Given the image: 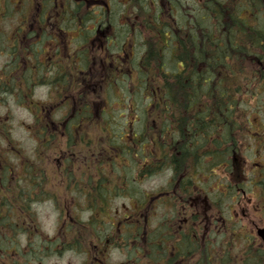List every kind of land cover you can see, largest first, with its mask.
Listing matches in <instances>:
<instances>
[{"label": "trees", "instance_id": "trees-1", "mask_svg": "<svg viewBox=\"0 0 264 264\" xmlns=\"http://www.w3.org/2000/svg\"><path fill=\"white\" fill-rule=\"evenodd\" d=\"M16 1L19 0H0V18L6 16L3 10L12 9ZM74 1L67 0L69 4ZM129 1L124 10L129 21L128 29L120 36L112 27V34L114 30L115 38H122L123 48L133 42L136 35L137 51L141 52L139 56L125 59L128 65L123 70L106 68L110 78L103 83L130 79V90L141 84L150 100L140 114L141 122L139 124L132 106L126 108L122 102L111 105L110 99L104 102L106 110L92 115L94 112L87 111V105L93 96L82 88L74 101L63 103L56 109L61 113V117L54 120L56 126L35 118L37 124L29 136L33 139L44 137V140H37L32 157H24L21 151H16L13 155L15 162H12L13 153L8 147L1 146L3 142L13 144L9 140L8 122L0 119V264H33L34 259L39 260L40 252L33 244L35 235L31 230V224H35L32 209L35 205L53 203L63 213V204L74 192L72 222L67 229L83 239L87 234L89 238L98 237L100 240L101 236L92 225L95 221L107 222L104 229H113L108 220L116 200L134 201L141 208L145 195L143 181L163 173L164 169L169 172L172 169L176 173L174 179L177 174L189 179L201 167L198 157L203 156L204 143L208 139L213 141L211 150L217 151L218 139L225 140L224 146H228L230 139L233 143L241 135L243 150L248 157L250 152L264 153V0H194L198 13L191 24L186 22L188 24L183 26L175 20L172 6L160 7L156 0ZM72 17L77 22L74 27L78 28L83 20ZM105 22L112 24L115 19L108 13L101 24L105 26ZM13 34L17 31L10 33L11 47L7 39L2 41L6 47L0 45L1 52H10V61L0 70V106L12 97L17 105L28 111L41 112L39 109L44 104L37 106L35 90L42 85L69 93V87L74 88L76 84L74 64L68 60L61 64L59 56L41 62L38 58L42 55L36 53L34 42H16ZM2 36L5 38L7 34L0 33ZM89 40V37L88 40L82 37L84 46L75 54L86 53ZM125 51L128 54V49ZM73 56H70L71 60ZM87 58L89 66L92 57ZM83 63L86 67L84 57ZM117 76H120L119 80ZM114 95L121 96L118 88ZM94 98L98 99V92ZM253 110L263 117L259 116L258 121L252 123L250 114ZM117 111H122L118 118L114 114ZM84 114L91 119L83 120ZM93 120L98 122L96 126L92 125ZM90 129L91 132L96 129L95 133L100 137L96 138L98 142L94 135L87 136ZM118 131H121L120 136ZM165 131H175L182 136L172 134L169 137ZM43 132L51 133L48 136ZM80 133L84 134L81 148L100 149L109 145L111 150L97 153V161L89 158L82 162L80 169L70 161L65 164L64 160L56 162L67 140L72 146ZM161 134L163 139H180L185 143L179 145L178 152L172 153L165 144L157 145L156 140ZM141 135L155 142V152H141L140 144L144 140ZM258 136L262 139V146L255 148L252 142L260 140ZM189 141L194 143L187 150ZM87 155L91 157V154ZM144 157L148 161L145 167L142 163ZM191 159L196 161L195 167L189 164ZM83 214L87 217L85 220L81 218ZM139 230L133 229L132 233L137 235ZM23 236L24 242L35 248L31 252L21 251ZM52 249L50 245L51 252ZM83 250H86L85 246ZM128 253L133 264H166V259L167 264H177L175 258H167L165 253L157 256L153 246L146 263L141 261L140 249L132 248ZM250 254V249L244 248L241 264H252ZM218 262L210 259V264ZM204 263L202 257L199 264Z\"/></svg>", "mask_w": 264, "mask_h": 264}, {"label": "flooded vegetation", "instance_id": "flooded-vegetation-1", "mask_svg": "<svg viewBox=\"0 0 264 264\" xmlns=\"http://www.w3.org/2000/svg\"><path fill=\"white\" fill-rule=\"evenodd\" d=\"M124 1L127 3L129 0ZM12 10V15L18 22L14 29L17 31V34H13L14 41L18 42L19 37H23L33 41L35 46L40 44L41 49L39 51L36 47V53H41V62H45V59L47 62L55 60L57 56L60 57L61 64L66 60L73 62L76 84L74 88L69 87V93L65 91V104L75 100L76 92L72 93L73 90L86 88L93 96L89 107L96 116V109L104 106V102L108 101L106 99H115L114 92L117 88L122 92L121 96L126 90L130 92V79L120 83H117L116 79L108 84L103 83L107 77L110 78L109 72L105 71L106 68L113 70L117 67L123 70L128 65L127 60L130 56L136 57V49L132 47L134 40L127 43L126 47H120L118 53H122V56L112 50V39L116 40L114 30L112 34L114 23L105 22V26L101 24L108 13L111 17L110 0H76L71 4L67 0H19L13 4ZM72 16L83 20L80 26L77 25L78 28L74 27L77 22L72 20ZM126 20L129 23L127 18ZM82 37H87V40L90 38L88 45L91 53L86 50V53L82 54L81 51L77 55L75 52H78V48L84 46L81 42ZM72 42L75 43L76 49L70 51ZM121 43L124 44L123 41ZM50 44L53 49H50ZM125 49H128V54ZM73 54L71 60L70 56ZM83 55L92 57L89 66V61L87 62L88 69L82 64ZM109 59L112 61L108 62ZM41 62L38 61L39 64H45ZM135 72H139L137 68ZM119 78L120 76H117V80ZM42 88H49L48 95L51 94L50 86L39 85L38 89ZM97 92L98 99L94 98ZM146 98L149 99L148 94ZM147 102L150 103V100ZM84 115L83 120L91 119ZM260 116L263 117V114ZM120 133L121 131H118L119 136ZM165 134H169V137L172 134L182 136L175 131H165ZM78 136L84 134L80 133ZM124 136L128 140L129 137ZM140 137L144 139L140 144L141 152H155V142L143 135ZM96 138H100L98 133L94 135L95 141L98 142L99 139ZM81 140L75 141L77 149L73 145L70 146L69 142L64 145V149L61 150L64 164L70 161L80 169L84 160L80 159L78 154H91L90 159L97 161L99 159L97 153L111 150L109 145L100 149L96 145V149L85 150L80 144L83 143L84 137ZM261 140L252 142L255 143V148L262 146ZM156 142L158 146H160L158 143L168 146L172 153L178 152L179 145L185 143L180 139L172 141L166 137L163 139L162 134L158 136ZM212 142V139L205 141L203 156L198 157L201 159V167L197 168L189 179L181 174H177L174 179L176 173L172 169L170 172L169 169H164L158 176L167 174L165 187L153 193L145 192L144 201L139 209L140 225L135 227L141 229L139 246L142 247L144 256H147V253L149 255L147 249L152 245L157 256L165 253L167 258H175L177 264H199L202 257L207 264H210V259L219 261L218 264H222L221 261L223 264H241L243 249L246 247L250 249L252 264H264V153L250 152L249 158L243 155L241 135H238L233 143L230 139L228 146H224L225 140L218 139L220 145L217 151L211 150ZM193 143L192 141L187 143V150ZM68 147L73 148L69 150ZM262 149L264 151V146ZM142 163L144 167L147 166L146 157ZM63 216L68 218L69 223L72 222L70 220L72 212L63 211ZM63 230L64 238L67 239L71 229H61ZM261 230L263 231L259 232ZM152 236L154 241L151 240ZM106 237L105 232L101 238ZM102 243L107 245L108 241ZM94 255L92 261L94 264H106V250Z\"/></svg>", "mask_w": 264, "mask_h": 264}, {"label": "rangeland", "instance_id": "rangeland-1", "mask_svg": "<svg viewBox=\"0 0 264 264\" xmlns=\"http://www.w3.org/2000/svg\"><path fill=\"white\" fill-rule=\"evenodd\" d=\"M147 2V0H146ZM31 3V2H28ZM27 3V4H28ZM16 4V2H14ZM25 8H27V5ZM128 2L126 3L124 0H110V7H111V15L115 19L114 22V28L117 30V32L120 33V36L124 31L128 29L127 27V20L124 16V10L127 7ZM174 5V12L176 13V19L180 22L181 25H184L186 22H192V18L196 16L197 7L195 5L194 0H172V6ZM0 6H2L0 4ZM13 6V5H12ZM6 14L5 17L0 18V33L1 34H7V37L3 38L0 37V45L3 47H6V44H3L2 41H5V39L9 40L8 45H10V39L11 35L10 33L14 31V29L17 27L18 22L17 19L14 18V15H12V9L9 8V10H3ZM26 11V9H25ZM121 37H117V39L113 40V46L112 50L116 52V54H119L122 56V53H118L120 47L123 45L121 43ZM19 41L24 44H28L30 40L23 39V37H19ZM42 43V42H40ZM49 43H45V45H48ZM8 46V47H9ZM75 43L72 42L69 50H75L76 46ZM37 49L40 51L41 46L40 44L36 45ZM132 47L136 49L135 55L138 56L141 51H137L139 49L138 45V37L136 35L134 36V44H132ZM54 47L50 44V49H53ZM65 49V48H64ZM88 53H91L90 49H87ZM10 52L6 51H0V70L10 61ZM133 55V51H132ZM84 61L87 63L89 60L88 58L83 55ZM41 57L38 58V60ZM42 60V59H41ZM82 64L84 66V63L82 61ZM180 70V67H179ZM125 82V81H124ZM126 85V84H125ZM49 88H42L35 90V99L38 102L37 106L44 104V107H40V111L45 110V112H39L36 110L28 111L27 109L23 107H19V105L16 104V101L14 98H7L3 105L0 106V119L4 118L5 121L8 122L7 128L10 130V136L9 140L13 143L11 145H8L6 142H3L1 146L3 148L8 147V149L13 153L10 157V160L12 162H15L13 159V155L16 153V151H21V155L23 154L24 157H32V152L36 148V142L38 140H44L43 138L33 139L29 134L33 133L35 130V118L39 120V122H45V123H51L56 118L61 117V113L59 111H56V109L59 106H62L64 103V97L66 94L62 93L60 88L51 90V94L48 95ZM76 92V95L79 96L77 90H73L72 93ZM120 92V89H119ZM122 93V92H120ZM75 94V93H74ZM63 98H59V97ZM147 94L143 90V87L141 84H138L133 90L125 91L123 93V96H120V98L115 97V99H112V105H115L113 103L122 102V106H126V108L130 105L134 109V113L136 115V118L139 121L140 124V114L143 112L146 108V105L149 103L147 102L149 99L146 98ZM76 98V97H75ZM130 99V100H129ZM65 104V103H64ZM110 106V105H109ZM259 108V107H257ZM67 110V109H65ZM105 109L104 107L99 106V109L95 111L96 115L103 112ZM87 111L92 112V109L87 105ZM122 112V111H121ZM121 112L114 113L116 115V118L120 117L122 114ZM68 113V110H67ZM94 113H92L93 115ZM259 113L255 112L254 110L250 114V119L253 122H257L259 118ZM93 126H96L98 122L94 123V120L91 121ZM66 122H64L65 125ZM50 129V128H48ZM54 131V130H53ZM96 129H93L92 132L89 130L87 133L95 135ZM45 135H48L51 132H43ZM84 137V136H83ZM76 141L80 142L81 137L77 136ZM68 142V140H67ZM75 144L74 143H71ZM243 155L247 156L245 152L243 151ZM248 157V156H247ZM80 159L87 160L90 157L88 155H80ZM249 158V157H248ZM98 173H94L96 175ZM168 176L167 174H162L160 176H156L154 178H151L149 180H144L142 184V188L144 191L147 192H156L158 189H161L162 187H165V184L167 182ZM72 196H76L74 192H71ZM70 196L69 200L63 204L64 211L69 210L70 212H73L72 206L74 205V197ZM137 203L134 201H127L125 199H118L113 203L114 211L111 213V215L115 214V209L119 212L120 216L128 215L130 213V208L135 207ZM33 211L35 213V224H31L35 238L33 244L35 247H37L38 251L40 252V257L38 261H33V264H92V261L89 260L90 253L92 252V244L93 241L92 238L83 239L81 236L72 235V237L68 238L67 241L64 240L62 234H60L61 231V224H62V216L63 213H61L57 207L53 203H42L33 206ZM83 220H85L87 217L83 214L81 216ZM106 220V219H105ZM107 222H94L92 225L93 230L101 236V231L106 232L107 237L105 239H100L102 242L108 241L111 239V244L113 245L109 251L108 255L106 257L107 264H122L128 261V254H127V248H133L137 247V243L132 242L129 238L126 240H123V237L120 238V240L114 238L115 235H119V229H104V227L107 225ZM22 237V236H21ZM51 241V242H49ZM125 241L127 244H124ZM129 241L131 243H129ZM47 242L49 243H55L58 246L63 245V249H56L55 251L50 250V248L47 245ZM114 242V243H113ZM21 251L24 252H31L32 249H35L34 247L26 244L24 242V236L21 239ZM70 245L74 246L75 248H69ZM79 246L80 248H77ZM86 247V250H83V247ZM82 248V249H81ZM57 250H60V253H57ZM86 252V253H84ZM51 254V255H50ZM50 255V256H49Z\"/></svg>", "mask_w": 264, "mask_h": 264}, {"label": "bare ground", "instance_id": "bare-ground-1", "mask_svg": "<svg viewBox=\"0 0 264 264\" xmlns=\"http://www.w3.org/2000/svg\"><path fill=\"white\" fill-rule=\"evenodd\" d=\"M189 164L194 165L195 164L194 159H191V161H189Z\"/></svg>", "mask_w": 264, "mask_h": 264}, {"label": "water", "instance_id": "water-1", "mask_svg": "<svg viewBox=\"0 0 264 264\" xmlns=\"http://www.w3.org/2000/svg\"><path fill=\"white\" fill-rule=\"evenodd\" d=\"M262 232V231H261ZM263 233H264V231H263Z\"/></svg>", "mask_w": 264, "mask_h": 264}]
</instances>
